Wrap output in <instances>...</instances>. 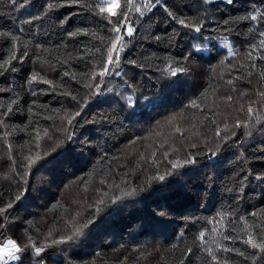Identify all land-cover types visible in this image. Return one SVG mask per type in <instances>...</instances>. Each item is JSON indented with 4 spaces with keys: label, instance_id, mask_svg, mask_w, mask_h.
<instances>
[{
    "label": "trees",
    "instance_id": "1",
    "mask_svg": "<svg viewBox=\"0 0 264 264\" xmlns=\"http://www.w3.org/2000/svg\"><path fill=\"white\" fill-rule=\"evenodd\" d=\"M93 1L0 0V65L16 58L0 68V243L24 249L16 264H264V19L247 18L264 0H119L116 16Z\"/></svg>",
    "mask_w": 264,
    "mask_h": 264
},
{
    "label": "snow or ice",
    "instance_id": "2",
    "mask_svg": "<svg viewBox=\"0 0 264 264\" xmlns=\"http://www.w3.org/2000/svg\"><path fill=\"white\" fill-rule=\"evenodd\" d=\"M101 2L106 4V5H108V6L107 7H100V5L97 4L96 7L99 9V13H104L105 11H107V12L111 13L112 16H116L117 15L115 9L121 7V5L119 3V0H101ZM156 2L160 3V0H156ZM213 2H214V0H204V3H206V4H212ZM126 3H132V0H126ZM227 3L228 4H232V3H234V0H227ZM85 6L88 7V5H85ZM143 7L147 8L150 11L152 7H155V5H149V4L146 3V4L143 5ZM135 10L137 12H139L141 16H143L145 14L143 11H141V7L140 6H136ZM121 16L125 17L126 13H121ZM258 17L260 19H264V12H257L256 14L251 15L250 17H247V18H249L251 20H257ZM105 19H108V17H105ZM178 22L180 24L185 25V27H189V28L194 29L195 32H200L201 28L203 27V24H196V23H193L191 21H189L188 23H185L184 20H179ZM225 23H227V21ZM112 30L114 32H116L117 34H119L121 29H120V27H114ZM133 33H134V29L132 28V26L130 24L127 25L126 34L128 36H132ZM73 35H75V33H73ZM261 35L264 36V32H262ZM11 39L13 41H16L18 39V37L12 36ZM117 44L120 45L119 49H117V47H116ZM260 44H261V46H264V40H261ZM25 46H27V45H25ZM123 50H124V46H123V44H120V38H119V35H118V39L113 42V46L110 49V53L111 52H117V51L122 52ZM25 55H26V53H25ZM250 55H251V53H249V56ZM12 59H15V52H13L12 57L10 59L5 60L4 64L0 65V68H3L6 65L11 64V60ZM185 59H187V57H185ZM261 59H264V56H262ZM106 63L108 65H116L117 67H119V63L120 62H119L118 58L117 59H113L111 54H110L109 57H108V60L106 61ZM182 71H184V68H182V67H172L171 64L167 68V72L170 75H172V76H176L178 73H180ZM110 73H112V69H110L109 67H105L100 72V75L104 76V75H108ZM114 75L115 76H120L121 73L119 71H115ZM36 79H37V75L34 74L32 76V80H36ZM43 82L44 83H51L50 81H47V80H44ZM229 83H231V81H229ZM262 95H264V93H262ZM227 99L230 101L232 99V97L229 96V97H227ZM192 106L196 107L197 105L195 103H193ZM8 111H11V109H8ZM79 114H80L79 112L75 113V115H79ZM0 122H2V121H0ZM68 123L69 124L71 123V119L68 120ZM239 126H240V122H239V120H237L236 124L233 127H239ZM225 130H229L227 125H225ZM177 131H180L179 128H177ZM37 159H39V157H37ZM31 163H35V160H30V164ZM175 166H177V165H174V167ZM163 178H164L163 176L160 177V179H163ZM257 178L264 179V175H262L260 177H257ZM19 199H20V196L19 195L16 196V200H19ZM11 207H12V204L9 203L7 205V208H11ZM7 208H0V214H3L4 212H6ZM252 215H255V213H253ZM76 234L78 235L79 232H77ZM28 239L31 242V237H29ZM68 239L71 240L72 237L69 236ZM201 239H203V237H201ZM225 239H229V237H225ZM64 242H66L64 239L53 241L54 244H56V243H64ZM244 243L249 244L253 249L258 247V245L256 243H253V238L251 236H249V238L247 240H245ZM31 246L34 249L36 255H39L40 253H42L44 251L43 247H36L34 242L31 243ZM223 250L224 251H231V249H228V248H224ZM23 251H24V249H22L20 246H18L17 243L14 240L9 239L6 244L5 243H0V264H9V261H19L21 257H20V255H18V253H21ZM237 251H238V254L240 256H245L244 252L239 251V250H237ZM212 258L215 260L216 259L215 255H213ZM245 258L246 259H251L253 261V264H255L256 259H257L255 254H252L250 257H245Z\"/></svg>",
    "mask_w": 264,
    "mask_h": 264
},
{
    "label": "bare ground",
    "instance_id": "3",
    "mask_svg": "<svg viewBox=\"0 0 264 264\" xmlns=\"http://www.w3.org/2000/svg\"><path fill=\"white\" fill-rule=\"evenodd\" d=\"M36 1H37V0H36ZM83 1H86V0H83ZM92 1H93V0H92ZM155 1H156V0H155ZM165 1H166V0H165ZM39 2H40V1H39ZM87 2H88V1H87ZM94 2H95V1H93V3H94ZM161 2H162V1H161ZM152 3H153V2H152ZM78 4H80V2H79ZM84 4H85V3H84ZM94 4H95V3H94ZM164 4H165V3H164ZM76 5H77V4H76ZM80 5H81V4H80ZM91 5H92V3H91ZM72 6H74V5H72ZM94 6H95V5H94ZM79 7H80V6H79ZM85 7H86V6H85ZM168 7H169V6H168ZM73 8H74V7H73ZM170 8H171V7H170ZM71 9H72V8H71ZM75 9H76V8H75ZM77 9H78V8H77ZM81 9H82V8H81ZM96 9H98V8L96 7ZM79 10H80V8H79ZM83 10H84V9H83ZM85 10H86V9H85ZM143 10H145V9H143ZM70 11H71V10H70ZM162 11H163V10H162ZM168 11H169V10H168ZM172 11H173V10H172ZM74 12H76V10H75ZM145 12H146V11H145ZM33 13H34V12H33ZM35 13H36V12H35ZM156 13H158V11H157ZM159 13H161V12H159ZM133 16H134V15H133ZM135 16H136V15H135ZM140 17H141V16H140ZM79 18H80V17H79ZM81 19H82V18H81ZM79 20H80V19H79ZM79 20H78V21H79ZM76 21H77V20H76ZM76 23H77V22H76ZM80 23H81V22H80ZM135 25H136V23H135ZM202 41H203V40H202ZM195 42H196V41H195ZM217 42H218V41H217ZM18 55H19V54H18ZM17 57H18V56H17ZM15 59H16V58H15ZM22 59L24 60V58H22ZM18 60H19V58L17 59V61H18ZM20 60H21V57H20ZM21 63H22V62H21ZM110 69H111V68H110ZM78 70H79V69H78ZM84 70H85V69H84ZM79 71H80V70H79ZM114 72H115V71H114ZM114 72H113V73H114ZM100 76H101V75H99V77H100ZM108 76H109V75H108ZM113 77H114V76H113ZM100 78H101V77H100ZM100 78H99V79H100ZM111 78H112V77H111ZM102 79H103V77H102ZM106 79H107V78H106ZM113 80H115V79H112V81H113ZM117 80H118V79H117ZM112 81H110V83H111ZM258 82H259V81H258ZM108 83H109V82H108ZM91 87H92V86H91ZM135 87H136V86H135ZM92 88H93V87H92ZM154 90H155V89H154ZM157 90H158V89H157ZM157 90H156V91H157ZM173 90H174V89H173ZM159 91H160V90H159ZM92 93H93V92H92ZM115 93H116V92H115ZM115 93H114V94H115ZM149 93L152 94L151 92H149ZM56 94H57V93H56ZM147 95H148V94H147ZM164 95H165V94H164ZM100 96H101V95H100ZM112 96H113V94H112ZM115 96H116V95H115ZM142 96H143V95H142ZM144 96H145V95H144ZM165 96H166V95H165ZM101 97H102V96H101ZM128 97H129V96H128ZM148 97H149V96H148ZM111 98H112V97H111ZM129 98L131 99V96H130ZM129 98H128V99H129ZM173 98H174V97H173ZM94 99H95V98H94ZM117 99H118V98H117ZM119 99H120V98H119ZM125 99H126V98H125ZM125 99H124V100H125ZM136 99L139 100V98H136ZM164 99H165V98H164ZM72 100H73V99H72ZM113 100H114V99H113ZM172 100H173V99H172ZM100 101H101V100H100ZM100 101H99V103H100ZM127 101H128V100H127ZM101 102H102V101H101ZM108 102H109V101H108ZM122 102H123V101H122ZM130 102H131V101H130ZM105 103H107V102H105ZM115 103H116V102H115ZM94 104H95V103H94ZM96 104H97V103H96ZM100 104H101V103H100ZM100 104H99V106H100ZM139 104H140V103H139ZM97 105H98V104H97ZM102 105H103V104H102ZM110 105H112V104H110ZM113 105H114V104H113ZM135 105H136V103H135ZM144 105H145V104H144ZM150 105H151V104H150ZM103 106H104V105H103ZM105 106H106V104H105ZM119 106H120V105H119ZM124 106H125V105H124ZM140 106H141V105H140ZM82 107H83V105H81V108H82ZM135 107H136V106H135ZM137 107H138V106H137ZM145 107H146V106H145ZM145 107H144V109H145ZM75 108H76V107H75ZM97 108H98V107H97ZM97 108L95 109L96 112L99 111V110H97ZM113 108H114V107H113ZM113 108H112V109H113ZM117 108H118V106H117ZM125 108H126V107H125ZM98 109H99V108H98ZM107 109H110V108H107ZM135 109H136V108H135ZM137 109H138V108H137ZM140 109H141V107H140ZM156 109H157V108H156ZM79 110H81V109H78V111H79ZM90 110H91V108H90ZM110 110H111V109H110ZM117 110H118V109H117ZM130 110H131V109H130ZM132 110H133V109H132ZM145 110H146V109H145ZM145 110H144V112H145ZM108 111H109V110H108ZM112 111H113V110H112ZM112 111H111V112H112ZM115 111H116V110H115ZM146 111H147V110H146ZM100 112H101V111H100ZM113 112H114V111H113ZM132 112H133V111H132ZM141 112H143V111L141 110ZM70 113H71V109H70ZM98 113H99V112H98ZM98 113H97V114H98ZM102 113H103V112H102ZM114 113H115V112H114ZM130 113H131V111H130ZM74 114H75V111H74ZM112 114H113V113H112ZM116 114H117V113H116ZM134 114H135V113H134ZM143 114H144V113H143ZM143 114H142V116H143ZM151 114H152V113H151ZM158 114H159V113H158ZM103 115H104V114H103ZM138 115H139V114H138ZM140 115H141V114H140ZM146 115H147V114H146ZM146 115H145V117H146ZM71 116H74V115H71ZM109 116H110V114H109ZM120 116H122V115H120ZM125 116H126V115H125ZM134 116H135V115H134ZM74 117H75V116H74ZM113 117H114V116H113ZM115 117H116V116H115ZM127 117H128V116H127ZM157 117H158V116H157ZM129 118H132V117H129ZM147 118H148V117H147ZM75 119H76V118H75ZM75 119H74V120H75ZM96 119H97V118H96ZM127 119H128V118H127ZM164 119H165V118H164ZM58 121H59V120H58ZM58 121H57V122H58ZM67 121H68V120H67ZM67 121H66V122H67ZM94 121H95V120H94ZM108 121H109V120H108ZM112 121H113V120H112ZM124 121H125V120H124ZM124 121H123V122H124ZM162 121H164V120H162ZM61 122H62V121H61ZM105 122H107V121L105 120ZM131 122H132V121H131ZM58 123H59V122H58ZM94 123H95V122H94ZM98 123H99V122H98ZM110 123H111V122H110ZM110 123H109V125H110ZM66 124H67V123H66ZM91 124H93V122H92ZM96 124H97V123H96ZM99 124H100V123H99ZM69 125H70V124H69ZM71 125H73V124H71ZM101 125H102V124H101ZM101 125H100V126H101ZM128 125H129V123H128ZM161 125H162V124H161ZM110 126H111V125H110ZM129 126L131 127V125H129ZM69 127H70V126H69ZM106 127H107V126H106ZM112 127H113V126H112ZM65 128H66V127H65ZM83 129H84V128H83ZM88 129H89V128H88ZM129 129H131V128H129ZM104 130H105V129H104ZM115 130H116V129H115ZM87 131H88V130H87ZM90 131H91V130H90ZM108 131H109V130H108ZM163 131H164V130H163ZM100 132H101V131H99V133H100ZM165 132H166V131H165ZM99 133H98V134H99ZM110 133H111V132H110ZM116 133H117V132H116ZM124 133H125V132H124ZM158 133H160V132H158ZM70 134H71V133H70ZM70 134H69V135H70ZM95 134H96V133H95ZM121 134H122V133H121ZM163 134H164V133H163ZM172 134H173V133H172ZM67 135H68V134H67ZM102 135H103V132H102ZM160 135H161V134H160ZM165 135H166V134H165ZM169 135H170V134H169ZM2 136H3V135H2ZM95 136H96V135H95ZM104 136H105V135H104ZM151 136H153V135H151ZM162 136H163V135H162ZM167 136H168V135H167ZM77 137H80V136H77ZM89 137H90V136H89ZM124 138H125V137H124ZM165 138H166V137H165ZM99 139H100V138H99ZM122 139H123V138H122ZM170 139H171V138H170ZM93 140H94V139H93ZM96 140H97V139H96ZM77 141H78V140H77ZM100 141H101V140H100ZM123 141H124L123 143H126V142H125V139H124ZM126 141H127V140H126ZM130 141H131V140H130ZM160 141H161V140H160ZM171 141H172V140H171ZM73 142H74V141H73ZM80 142H81V141H80ZM80 142H78V143H80ZM98 142H99V141H98ZM98 142H97V143H98ZM121 142H122V141H121ZM165 142H166V141H165ZM71 143H72V141H71ZM119 143H120V142H119ZM129 143H130V142H129ZM131 143H132V142H131ZM151 143H152V142H151ZM154 143H155V142H154ZM80 144H81V143H80ZM126 144H127V143H126ZM155 144H156V143H155ZM169 144H170V143H169ZM93 145H94V144H93ZM123 145H124V144H123ZM76 146H77V145H76ZM121 146H122V145H121ZM169 147H170V146H169ZM169 147H168V148H169ZM124 148H125V147H124ZM146 148H147V147H146ZM77 149H78V148H77ZM83 149H84V148H83ZM121 149H122V148H121ZM132 149H133V148H132ZM151 149H152V148H151ZM117 150H118V149H117ZM153 150H154V149H153ZM155 150H156V149H155ZM56 151H57V150H56ZM120 151H121V150H120ZM124 151H125V150H124ZM148 151H150V150H148ZM158 151H159V150H158ZM58 152H59V151H57L56 153H58ZM134 152H135V151H134ZM150 152H151V151H150ZM159 152H160V151H159ZM56 153L54 152V154H56ZM69 153H70V152H69ZM120 153H121V152H120ZM123 153H124V152H123ZM123 153H122V154H123ZM127 153H128V152H127ZM51 154H52V153H51ZM71 154H72V153H71ZM131 154H132V153H131ZM49 155H50V154H49ZM67 155H68V154H67ZM125 155H126V154H125ZM128 155H129V154H128ZM152 155H154V154H152ZM152 155H151V156H152ZM50 156H51V155H50ZM52 156H53V155H52ZM120 156H121V155H120ZM120 156H118V157H120ZM131 156H132V155H130V158H131ZM134 156H135V155H134ZM46 157H47V156H46ZM140 157H141V156H140ZM155 157H156V156H155ZM168 157H169V156H168ZM51 158H52V157H51ZM51 158H49V159H51ZM73 158H74V157H73ZM137 158H138V157H137ZM46 159H47V158H46ZM59 159H60V158H59ZM122 159H123V158H122ZM134 159H135V157H134ZM142 159H143V157H142ZM218 159H219V158H218ZM47 160H48V159H47ZM57 160H58V159H57ZM62 160L64 161V159H62ZM66 160H67V159H66ZM145 160H146V159H145ZM163 160H165V159H163ZM167 160H168V158H167ZM169 160H170V159H169ZM171 160H172V159H171ZM60 161H61V160H60ZM114 161H115V160H114ZM116 161H117V160H116ZM124 161H125V160H124ZM127 161H128V160H127ZM56 162H57V161H56ZM65 162H66V161H65ZM83 162H84V161H83ZM147 162H148V161H147ZM171 162H172V161H171ZM174 162H175V160H174ZM183 162H184V161H183ZM207 162H208V161H207ZM215 162H216V161H215ZM61 163H63V162H61ZM139 163H140V162H139ZM185 163H186V162H185ZM211 163H212V162H211ZM58 164H59V163H58ZM87 164H88V163H87ZM120 164L122 165L121 162H120ZM144 164H145V163H144ZM167 164H168V163H167ZM88 165H89V164H88ZM126 165H127V164H126ZM130 165H131V164H130ZM137 165H138V164H137ZM140 165L142 166V164H140ZM119 166H120V165H119ZM127 166H128V165H127ZM123 167H124V166H123ZM70 168H71V167H70ZM85 168H86V167H85ZM131 168H133V167H131ZM145 168H146V167H145ZM176 168H177V167H176ZM211 168H212V167H211ZM72 169H73V168H72ZM120 169H121V168H120ZM177 169H178V168H177ZM179 169H181V167H180ZM130 171H131V170H130ZM80 172H81V171H80ZM143 172H144V171H143ZM145 172H147V171H145ZM180 172H181V171H180ZM211 172H212V171H211ZM157 173H158V172H157ZM172 173H173V172H172ZM212 173H213V172H212ZM36 174H37V173H36ZM36 174H35V175H36ZM72 174H73V173H72ZM80 174H81V173H80ZM126 174H127V173H126ZM130 174H131V173H130ZM149 174L152 175V173H149ZM159 174H160V173H159ZM163 174H164V173H163ZM37 175H38V174H37ZM69 175H70V173H69ZM145 175H146V174H145ZM151 175H149V177H150ZM173 175H174V174H173ZM178 175H179V174H178ZM167 176H169V175H167ZM170 176H171V175H170ZM72 177H73V176H72ZM72 177H71V178H72ZM74 177H75V176H74ZM174 177H175V176H174ZM31 178H32V177H31ZM81 178H82V177H81ZM81 178H80V179H81ZM96 178H97V177H96ZM125 178H126V177H125ZM167 178H168V177H167ZM167 178H166V179H167ZM176 178H177V176H176ZM78 179H79V178H78ZM137 179H138V178H137ZM139 179H140V177H139ZM153 179H154V178H153ZM166 179H165V181H167ZM64 180H65V179H64ZM73 180H76V179H73ZM157 180H158V179H157ZM162 180H163V179H162ZM78 181H79V180H78ZM158 181H159V180H158ZM165 181H164V182H165ZM160 182H161V181H160ZM162 182H163V181H162ZM164 182H163V183H164ZM169 182H170V181H169ZM169 182H168V183H169ZM64 183H65V182H64ZM67 183H68V182H67ZM76 183H77V182H76ZM173 183H174V182H173ZM51 184H52V183H51ZM91 184H92V183H91ZM47 185H48V184H47ZM171 185H172V184H171ZM45 186H46V185H45ZM48 186H49V185H48ZM173 186H174V184H173ZM74 187H75V186H74ZM83 188H84V187H83ZM83 188H82V189H83ZM88 188H89V187H88ZM174 188H175V187H174ZM32 189H33V188H32ZM52 189H53V188H52ZM95 189H96V188H95ZM166 189H168V187H167ZM166 189H164V190H166ZM169 189H170V188H169ZM34 190H35V189H34ZM39 190H40V189H39ZM83 190H84V189H83ZM86 190H87V189H86ZM88 190H89V189H88ZM91 190H92V189H91ZM100 190H101V189H100ZM45 191H47V190H45ZM95 191H97V190H95ZM101 191H102V190H101ZM168 191H169V190H168ZM204 191H205V189H204ZM170 192H171V190H170ZM31 193H32V192H31ZM31 193H30V194H31ZM96 193H97V192H96ZM33 194L35 195V193H33ZM79 194H80V193H79ZM160 194H161V193H160ZM177 194H178V193H177ZM92 195H93V194H92ZM98 195H100V194H98ZM173 195H174V193H173ZM173 195H171V197H172ZM80 196H81V195H80ZM95 196H96V195H95ZM105 196H107V195H105ZM179 196H180V195H179ZM97 197H98V196H97ZM147 197H148V196H147ZM156 197H157V196H156ZM167 197H168V196H167ZM29 198H30V195H29ZM29 198H28V199H29ZM92 199H93V198H92ZM95 199H96V198H95ZM152 199H153V198H152ZM156 199H157V198H156ZM168 199H169V198H168ZM88 200H89V199H88ZM98 200H99V199H98ZM104 200H105V198H104ZM153 200H154V199H153ZM160 200H161V199H160ZM169 200H170V202H171V199H169ZM89 201H90V200H89ZM148 201H149V200H148ZM145 202H146V201H145ZM154 202H155V201H154ZM160 202H161V201H160ZM141 203H142V202H141ZM161 203H162V202H161ZM165 203H166V202H165ZM173 203H174V202H173ZM88 204H89V203H88ZM90 205H91V204H90ZM98 205H99V204H98ZM157 205H158V204H157ZM33 206H34V205H33ZM128 206H129V205H128ZM137 206H138V205H137ZM137 206H136V207H137ZM141 206H142V205H141ZM141 206H140V207H141ZM162 206H163V205H162ZM170 206H171V205H170ZM115 207H116V206H115ZM122 207H123V206H122ZM133 207H135V206H133ZM144 207H145V206H144ZM146 207H147V206H146ZM146 207H145V208H146ZM152 207H153V206H152ZM35 208H36V207H35ZM120 208H121V207H120ZM120 208H119V209H120ZM128 208H129V207H128ZM153 208H154V207H153ZM31 209H33V208H31ZM31 209H30V210H31ZM42 209H43V208H42ZM132 209H133V208H132ZM132 209H131V210H132ZM43 210H44V209H43ZM129 210H130V209H129ZM136 210H137V209H136ZM140 210H141V209H140ZM155 210H156V209H155ZM166 210H167V209H166ZM117 211H118V210H117ZM143 211H144V210H143ZM152 211H153V210H152ZM161 211H162V210H161ZM169 211H170V210H169ZM30 212H31V211H30ZM130 212H131V211H130ZM138 212H139V211H138ZM164 212H166V211H163V213H164ZM117 213H118V212H117ZM121 213H122V212H121ZM127 213H129V212H127ZM127 213H126V214H127ZM151 213H152V212H151ZM159 213L161 214V212H159ZM159 213H158V214H159ZM166 213H167V212H166ZM170 213H171V215H172V212H170ZM146 214L148 215V213H146ZM160 214H159V216H160ZM163 215H165V214H163ZM163 215H162V216H163ZM168 215H169V214H168ZM124 216H125V215H124ZM137 216H138V215H137ZM152 216H153V215H152ZM162 216H161V217H162ZM174 216H175V215H174ZM118 217H119V215H118ZM144 217H145V214H144ZM134 218H135V217H134ZM151 218H152V217H151ZM169 218H171V217H169ZM169 218H168V219H169ZM152 219H154V218H152ZM158 219H160V218H158ZM158 219H157V220H158ZM162 219H163V218H162ZM130 220H131V219H130ZM132 220H133V219H132ZM155 220H156V219H155ZM163 220H164V219H163ZM140 221H141V220H140ZM164 221H165V220H164ZM171 221H172V220H171ZM126 222H127V220H126ZM159 222H160V221H159ZM174 222H175V221H174ZM120 223H121V222H120ZM120 223H119V225H120ZM127 223H128V222H127ZM129 223H130V222H129ZM137 224H138V223H137ZM147 224H148V223H147ZM168 225H169V224H168ZM120 226H121V225H120ZM143 226H144V225H143ZM164 226H165V225H164ZM166 226H167V225H166ZM169 226H170V225H169ZM121 227H122V226H121ZM131 227H132V226H131ZM139 227H140V226H139ZM139 227H137L136 229H138ZM145 227H146V226H145ZM149 227H150V225H149ZM149 227H148V229H149ZM169 228H170V227H169ZM120 229H121V228H120ZM140 229H143V228H140ZM154 229H155V228H154ZM158 229H160V228H158ZM146 230H147V228H146ZM169 230H170V229H169ZM143 231H144V230H143ZM155 231H156V230H155ZM121 232H122V231H121ZM149 232H150V231H149ZM149 232H148V233H149ZM124 233H125V232H124ZM255 233H256V232H255ZM133 234H134V233H133ZM247 234H248V233H247ZM250 234H251V233H250ZM152 235H153V234H152ZM258 235H259V234H258ZM128 236H129V235H128ZM132 236H133V235H132ZM147 236H148V235H147ZM118 237H119V236H118ZM140 237H141V236H140ZM143 237H144V236H143ZM254 237H255V236H254ZM257 237H259V236H257ZM257 237H256V238H257ZM252 238H253V237H252ZM133 239H134V238H133ZM137 239L140 240V238H137ZM148 239H149V237H148ZM258 239H259V238H258ZM246 240H247V239H246ZM166 241H167V240H166ZM129 242H130V241H129ZM256 242H258V241H256ZM259 242H260V241H259ZM259 242H258V243H259ZM138 243H139V242H138ZM170 243H171V242H170ZM254 243H255V242H254ZM158 244H159V243H158ZM161 244H162V243H161ZM259 244H260V243H259ZM57 245H58V243H57ZM112 245H113V244H112ZM137 245H138V244H137ZM148 245H149V244H148ZM159 245H160V244H159ZM173 245H174V244H173ZM246 245H247V244H246ZM58 246H59V245H58ZM133 246H134V245H133ZM143 246H144V245H143ZM53 247H54V246H53ZM157 248H158V247H157ZM257 248H258V247H257ZM134 250H135V249H134ZM136 250H137V252H138V249H136ZM143 250H144V249H143ZM160 250H161V249H160ZM169 250H170V248H169ZM256 250H257V249H256ZM259 250H260V249H259ZM167 251H168V250H167ZM260 251H261V250H260ZM260 251H259V253H261ZM161 252H162V251H161ZM253 252H254V250H253ZM139 253H140V249H139ZM142 253H143V252H142ZM145 253H147V251H146ZM166 255H167V253H166ZM263 256H264V255H263ZM143 257H145V256H143ZM146 258H147V257H146ZM259 258H260V257H259ZM261 258H262V257H261ZM140 260H141V259H140ZM262 260H264V259H262Z\"/></svg>",
    "mask_w": 264,
    "mask_h": 264
},
{
    "label": "rangeland",
    "instance_id": "4",
    "mask_svg": "<svg viewBox=\"0 0 264 264\" xmlns=\"http://www.w3.org/2000/svg\"><path fill=\"white\" fill-rule=\"evenodd\" d=\"M215 1H227V0H214ZM219 44H220V47L221 48H224L228 51L229 55L232 56L235 52V48L232 44V42L229 40V39H221L219 41ZM197 45V50L198 51H203V52H207L208 51V48H207V45H201L200 43L199 44H196Z\"/></svg>",
    "mask_w": 264,
    "mask_h": 264
},
{
    "label": "built area",
    "instance_id": "5",
    "mask_svg": "<svg viewBox=\"0 0 264 264\" xmlns=\"http://www.w3.org/2000/svg\"><path fill=\"white\" fill-rule=\"evenodd\" d=\"M17 261H9V264H16Z\"/></svg>",
    "mask_w": 264,
    "mask_h": 264
}]
</instances>
